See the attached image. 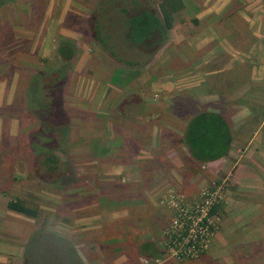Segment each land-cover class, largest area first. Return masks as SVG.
Wrapping results in <instances>:
<instances>
[{
    "label": "rangeland",
    "instance_id": "obj_1",
    "mask_svg": "<svg viewBox=\"0 0 264 264\" xmlns=\"http://www.w3.org/2000/svg\"><path fill=\"white\" fill-rule=\"evenodd\" d=\"M102 1L106 0L33 1L35 17L27 21L25 31L20 29L25 41L16 37L13 41L23 45L14 50L19 61H26L19 64L16 71L27 79L22 80L24 90L16 94L15 104L8 106L7 97H3L0 107V158L7 163L0 164V190L8 189V182L16 178L15 186L5 199L19 196L30 205L43 208L40 218L32 220V224L23 220L22 215L6 218L2 211L4 203L0 200V236L4 232L2 222L8 221L24 230L32 227L33 232L41 228L54 233L57 230L71 242L77 238L81 248L94 246L96 236L113 238L111 234L115 232L113 235L123 237L121 227L109 222L115 209L111 207L113 201L139 199L143 190H147L161 222L165 221L164 229L158 227L159 232L162 229L158 236L155 226L153 238L161 252L166 242L163 234L172 218L171 210L164 203L169 191L175 190L186 202L194 203L200 200L203 190L225 182L223 201L216 207L221 208L216 214L210 250L194 260L180 262L164 257L161 260L163 264H264V194L257 192L262 181L253 178L250 182L251 178H247L236 188L232 185V177L224 178L235 175L234 163L197 164L192 161L186 145L179 142L187 120L204 109L226 115L232 107V111L243 110L244 118L241 119H246V124L251 123L248 133L243 134L247 140L250 133L258 130L254 124L258 126L263 121L260 117L264 119V111H257L264 108V0H229L230 6L220 18L221 22L231 21L225 24V29L228 25L235 27V32L229 29L226 34L234 35L237 61L244 58L239 64H228V67H237L234 76L239 78L235 81L238 95L230 94V80L222 84L227 73L219 77L212 74L208 78L192 76L197 73L195 64L200 56L212 47L201 49L204 54L199 53L197 40H192L193 35L187 37L188 28H191L192 16L202 9L216 13L215 9L208 8L213 0H183L187 9L175 15L169 42L140 70L118 62L98 44L95 16ZM158 1L140 0L141 9L150 8V3L157 7ZM51 3L54 6L48 12ZM46 8L47 11H43ZM27 28L31 31H26ZM193 30L196 31L191 28ZM44 38L47 47L42 46ZM64 42L73 48L65 52L66 55L70 51L74 53L69 61H64L58 53L59 45ZM224 64L216 63L210 68L219 66L221 71ZM239 68L245 70L242 77ZM252 68H256L254 75H251ZM7 69L10 75L13 66L9 64ZM7 72L0 67L1 76ZM218 82L222 84L219 89L214 86ZM218 94L223 95V101ZM214 105L217 106L214 108ZM242 107L252 111L249 113ZM155 131H158V138L154 139ZM117 138L136 143L127 141L126 153L138 154L144 148L147 152L141 154L149 156L138 160L132 157L127 161L131 169L128 173L106 177L104 167L111 166V162L104 161L103 153H108V147L115 149ZM153 139L156 142L150 144ZM242 151L244 149L235 155H245ZM52 152L65 168L62 173L52 174L43 165L42 156ZM223 168L228 172H223ZM137 172H145L140 190L131 186ZM75 199L80 203L90 200L106 204L97 210V218L93 221L96 223H92L93 228H99L88 232L87 226L73 227L71 232L69 225L58 221L70 216ZM31 237L32 234L21 246L26 248ZM113 243L112 249H118L119 240ZM80 257L86 264L88 257ZM156 257H143L141 263L145 264L146 259L153 263Z\"/></svg>",
    "mask_w": 264,
    "mask_h": 264
},
{
    "label": "crops",
    "instance_id": "obj_2",
    "mask_svg": "<svg viewBox=\"0 0 264 264\" xmlns=\"http://www.w3.org/2000/svg\"><path fill=\"white\" fill-rule=\"evenodd\" d=\"M33 1L36 0H15L14 2H10L0 8V67L3 66L4 70L7 72L8 65L10 64L11 66H13L10 75L8 74V72L7 75H0V107L3 105V97H7V105L9 106L11 104H15L16 101L14 98L15 96H18L16 94H18L19 91L21 94L24 90L22 80L27 79V76L21 74L19 70L16 71V68L19 66V64H25L26 61H19L18 57H16L14 53V50L23 45L13 43V41L17 39L25 41V35L20 33V29L25 31L27 21H31V19L35 17L33 15V7L31 5ZM213 1L214 2L211 3L208 8H211L212 10L215 9L216 13H211L208 9H206L205 11L202 9L198 15H195L194 17L192 16V20L190 21L191 28H195L196 31H191V28H188L189 36L187 37L190 38L193 35L192 37L194 38H192V40H197L196 43L198 44L199 53L201 52L204 54V50L201 49L208 48L210 45L212 47L208 52H205L204 56H200L199 60L195 64V70L197 69V73H193L192 76L196 78L206 77L212 72L216 76L218 73H221L222 75H225L227 73L226 76L231 81L230 94L238 95L239 90L238 88H236L237 86L235 81H237L239 78L234 76L235 72H238L236 70L237 67L231 68L228 67V64H239V61H243L244 58L238 59L237 61V46L235 45L236 42L233 38L234 35H232L233 33H229L231 35L226 34L229 29H231L232 32H235V27L228 25L229 28L225 29V24L231 21L224 20L223 22H221L220 20V18L223 17V13L226 12L228 7L230 6L231 0L230 2L229 0ZM183 2L185 8L187 9V3H185V1ZM52 5L53 3L48 6V12H50V10L52 9ZM43 11H47V8ZM211 14L214 15L212 16L214 17V20H212V17H210ZM194 20L198 21L199 24H195ZM30 29L31 28H27L26 31H29ZM46 40L47 39L44 38V42L42 44L43 47H47ZM10 53L11 57L9 56ZM210 63H225V66H223V69L219 71V66L216 65V68L207 72L206 68ZM255 73L256 68H252L251 75H254ZM262 74H264V71ZM233 86L235 87L234 89ZM193 108L196 109V106H193ZM242 109L247 110L249 113L250 111H252L251 108V110L246 107H242ZM229 111L231 113L229 114L231 118L230 121L233 125L232 131L234 135V144L230 152L229 159L226 162L234 163L236 165L235 168L237 167V171L234 176H232V174H229L225 177V179L229 180L231 179L230 177H232V185H236L237 188V185L242 184L244 179L251 178L250 182H252V179L256 178L258 182L262 181V186L257 189V192L262 195L264 194V119L258 116L263 121L260 122L258 126L254 124L255 127H258V130L250 133V137L247 140V138H245L243 134H245L246 132L248 133L251 128V123L246 124V119H241L239 121V115L235 116V111L233 112L231 109H229ZM240 111L244 112L243 110ZM254 111H256V109H254ZM257 111L262 113V111H264V108L257 109ZM241 118H244V115L241 114ZM254 125H252V127ZM153 136L154 139L158 138V131H155ZM117 139L118 140H116L115 149L108 147V153H103V156L105 157L104 161L107 160L111 162V166L107 168L104 167L105 169L103 175L106 177L119 176L126 173V171L128 173V171H130L131 169H129L130 166L127 161H130L132 157H134L135 160H138L149 156L141 154L144 151L145 153L147 152V149L144 150V148L138 154L132 151L126 153L125 148L128 145V140L124 141V139ZM154 139L151 140L152 143L150 144L156 142V140L154 141ZM110 143L111 141L108 144ZM128 143L136 145V143L132 140L128 141ZM241 149H244V151H242V154L245 155L240 157L239 155H235L236 153L238 154L239 151L241 152ZM1 158L3 159V161ZM1 158L0 164L7 165L4 158ZM9 158L10 157L8 155L6 157V160L8 161ZM111 167L114 168L110 169ZM222 171L226 173L228 172L226 168H223ZM149 174L152 175L151 173ZM237 174H239L238 178ZM142 177H145V172L140 174L137 172V174L133 175V178L135 180H133L131 183L132 189L135 186L139 190L142 188V183L140 182L145 180V178ZM261 177L262 179H260ZM130 191L133 192V190ZM141 194H143L142 196H140L142 198L138 199L135 197L134 199H132V201H125L122 199L113 201L111 207H115V209L112 212L113 216L111 217L112 219H110L109 222H112V224H116L121 227L123 237L113 235V233L116 234L115 232L111 234L113 238H111L110 235H103L104 238L96 236L93 238L94 246L91 244L90 247L87 248H81L79 241H76L77 238L73 241L77 247L78 253L82 256L86 255L88 257L86 260V264H142L141 260L143 257L154 258L160 255L158 245L154 242L153 238L154 236H156L155 226L158 236L161 230L164 229L165 221L161 222L159 216L160 213H158L155 204L151 202L150 197H152V195L149 193V191L143 190V193ZM0 200L2 204L4 203V208L2 209V211L7 216L6 218H8L9 216L13 217V214L16 215L15 213L7 210L5 206L6 199L1 194ZM72 204L73 205H71L72 211L70 213V216L63 218L62 220H58L62 223V225H69L71 232L73 231V227L78 228L81 226H87L88 228L86 229V231L88 232H90L92 229L99 228H93L92 223H96L93 221L97 218V210L102 206H106V204H101V206L99 202H91L90 200H87L84 203H80L78 199H75L74 203ZM107 206H109L108 203ZM42 208L43 207H40L41 210ZM40 213L42 214V212ZM22 218L26 222L34 224L35 220L32 221V219H29L25 216ZM2 223H4V227L1 230H3L5 233L3 232V234L0 236V264H24L23 260L25 255V246L21 245L23 241H27L30 235L34 233L32 231V227H28L24 230L23 227L15 225L12 222L3 221ZM159 226H161L162 228L160 232L158 231ZM8 233L10 236L8 235ZM55 234L66 237L65 234L58 232L57 230H55ZM89 237L87 236V240ZM97 238L99 239V241L97 240ZM105 239L109 240L105 241ZM117 239L120 242L118 245L119 248L112 249L113 247L111 244H115L113 242H115V240ZM83 242L85 245L86 242ZM91 257L93 259H91Z\"/></svg>",
    "mask_w": 264,
    "mask_h": 264
},
{
    "label": "trees",
    "instance_id": "obj_3",
    "mask_svg": "<svg viewBox=\"0 0 264 264\" xmlns=\"http://www.w3.org/2000/svg\"><path fill=\"white\" fill-rule=\"evenodd\" d=\"M12 1L0 0V8ZM150 4V8L141 9L143 4L140 0H106L99 3L95 16L96 39L100 47L118 62L127 65L128 68H136L135 70L148 66L169 42L170 32L175 27L174 17L185 8L183 0H159L157 7ZM139 7L141 10L137 11ZM194 23L199 24L196 20ZM70 49H73L72 46L66 42L59 45L58 53L63 56L64 61H69L73 56L74 53L71 51L65 54ZM211 65L214 63L207 66V72L213 70L210 68ZM243 71L244 68H239L240 77ZM212 74L214 73L208 74L206 78ZM218 74L217 77L222 76L221 73ZM226 81L229 79H223L222 84L226 85ZM222 84L218 82L214 86L217 85L219 89ZM218 96L221 98L223 95ZM221 100L223 101L222 98ZM215 106L217 105H214V108ZM235 113L239 115L240 121L241 111L237 110ZM230 120V115L205 109L187 120L183 137L179 142L186 145L192 161L210 166L228 161L234 144L233 125ZM42 158L43 165L52 174L65 170L55 152ZM15 179L7 181L8 185L10 184L8 189L0 190L4 198L11 193L16 183ZM228 187L236 191V188L230 185ZM5 206L10 212L29 219L40 218V207L30 205L19 196L6 200ZM220 208H215L213 213H217ZM24 260V264H85L73 242L45 228L35 230L32 234L25 248Z\"/></svg>",
    "mask_w": 264,
    "mask_h": 264
},
{
    "label": "built area",
    "instance_id": "obj_4",
    "mask_svg": "<svg viewBox=\"0 0 264 264\" xmlns=\"http://www.w3.org/2000/svg\"><path fill=\"white\" fill-rule=\"evenodd\" d=\"M224 183L203 190L200 200L194 203L186 202L185 197L175 190L169 191L164 203L171 210L172 218L163 234L166 242L161 247L160 256L153 263L144 260L145 264H163V257L180 262L194 260L210 250L217 214L213 211L223 201Z\"/></svg>",
    "mask_w": 264,
    "mask_h": 264
}]
</instances>
